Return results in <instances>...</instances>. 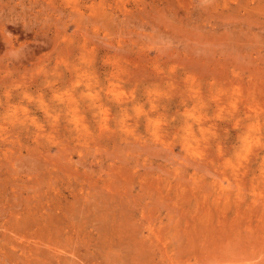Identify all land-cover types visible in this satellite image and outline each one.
Here are the masks:
<instances>
[{
  "label": "rangeland",
  "instance_id": "rangeland-1",
  "mask_svg": "<svg viewBox=\"0 0 264 264\" xmlns=\"http://www.w3.org/2000/svg\"><path fill=\"white\" fill-rule=\"evenodd\" d=\"M0 264H264V0H0Z\"/></svg>",
  "mask_w": 264,
  "mask_h": 264
},
{
  "label": "bare ground",
  "instance_id": "bare-ground-1",
  "mask_svg": "<svg viewBox=\"0 0 264 264\" xmlns=\"http://www.w3.org/2000/svg\"><path fill=\"white\" fill-rule=\"evenodd\" d=\"M83 213V212H82ZM76 218V217H75ZM52 229V228H51ZM33 241V240H32ZM74 253V252H73Z\"/></svg>",
  "mask_w": 264,
  "mask_h": 264
}]
</instances>
